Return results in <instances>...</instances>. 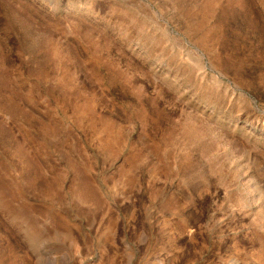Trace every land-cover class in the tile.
<instances>
[{"label":"rangeland","instance_id":"obj_1","mask_svg":"<svg viewBox=\"0 0 264 264\" xmlns=\"http://www.w3.org/2000/svg\"><path fill=\"white\" fill-rule=\"evenodd\" d=\"M0 264H264V0H0Z\"/></svg>","mask_w":264,"mask_h":264}]
</instances>
